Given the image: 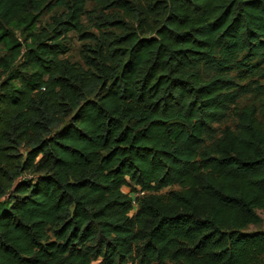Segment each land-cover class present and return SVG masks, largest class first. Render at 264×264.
Wrapping results in <instances>:
<instances>
[{
	"label": "trees",
	"instance_id": "obj_1",
	"mask_svg": "<svg viewBox=\"0 0 264 264\" xmlns=\"http://www.w3.org/2000/svg\"><path fill=\"white\" fill-rule=\"evenodd\" d=\"M258 209L264 0H0V264H264Z\"/></svg>",
	"mask_w": 264,
	"mask_h": 264
},
{
	"label": "rangeland",
	"instance_id": "obj_2",
	"mask_svg": "<svg viewBox=\"0 0 264 264\" xmlns=\"http://www.w3.org/2000/svg\"><path fill=\"white\" fill-rule=\"evenodd\" d=\"M42 21H47L50 18V13H44L42 15ZM17 37L21 40L22 37L20 34H17ZM67 44L70 46V49L67 53V55L70 56V59L73 60H77L80 61V58L78 56V50H79V44L80 41L78 40V37L75 33H69L68 34V39H67ZM258 214L261 216L262 218V223L259 225H250L248 230L249 231H253V230H257V229H262L264 230V209H258L257 210Z\"/></svg>",
	"mask_w": 264,
	"mask_h": 264
}]
</instances>
